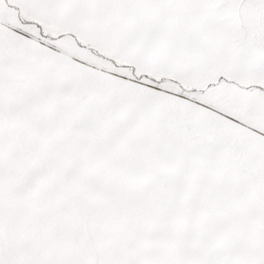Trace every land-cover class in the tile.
Here are the masks:
<instances>
[{"label": "snow or ice", "instance_id": "snow-or-ice-1", "mask_svg": "<svg viewBox=\"0 0 264 264\" xmlns=\"http://www.w3.org/2000/svg\"><path fill=\"white\" fill-rule=\"evenodd\" d=\"M0 264H264V0H0Z\"/></svg>", "mask_w": 264, "mask_h": 264}]
</instances>
